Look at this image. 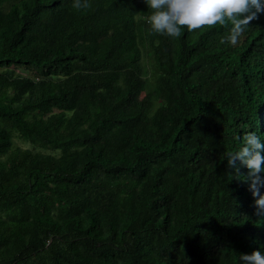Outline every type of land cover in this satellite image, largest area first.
I'll list each match as a JSON object with an SVG mask.
<instances>
[{"label":"trees","instance_id":"trees-1","mask_svg":"<svg viewBox=\"0 0 264 264\" xmlns=\"http://www.w3.org/2000/svg\"><path fill=\"white\" fill-rule=\"evenodd\" d=\"M86 5L0 0V264L264 251L225 159L264 136V13L231 45L227 24L153 31L145 0Z\"/></svg>","mask_w":264,"mask_h":264},{"label":"clouds","instance_id":"clouds-1","mask_svg":"<svg viewBox=\"0 0 264 264\" xmlns=\"http://www.w3.org/2000/svg\"><path fill=\"white\" fill-rule=\"evenodd\" d=\"M84 7L86 0H74ZM151 9L147 23L151 29L170 37L179 36L182 26L189 31L205 25L229 26L225 42L236 45L250 22L264 13V0H145ZM227 169L237 179L245 181L255 197L257 213L264 216V136L248 131L235 151L225 153ZM241 166L248 171L241 172ZM240 264H264V251L240 252Z\"/></svg>","mask_w":264,"mask_h":264},{"label":"rangeland","instance_id":"rangeland-1","mask_svg":"<svg viewBox=\"0 0 264 264\" xmlns=\"http://www.w3.org/2000/svg\"><path fill=\"white\" fill-rule=\"evenodd\" d=\"M15 145H20V146H23V147H27L29 146L27 143L25 142H22L20 139L16 138L15 139Z\"/></svg>","mask_w":264,"mask_h":264},{"label":"bare ground","instance_id":"bare-ground-1","mask_svg":"<svg viewBox=\"0 0 264 264\" xmlns=\"http://www.w3.org/2000/svg\"><path fill=\"white\" fill-rule=\"evenodd\" d=\"M62 191V190H61ZM67 194H69V193H67ZM65 199V198H64ZM52 209V208H51ZM25 211V210H24ZM43 212V211H42ZM66 213V212H65ZM50 216V215H49Z\"/></svg>","mask_w":264,"mask_h":264}]
</instances>
